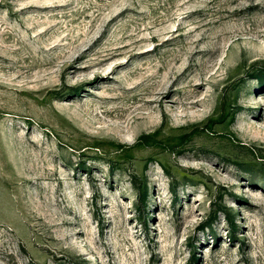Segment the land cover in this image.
Instances as JSON below:
<instances>
[{
  "label": "rangeland",
  "instance_id": "374dc122",
  "mask_svg": "<svg viewBox=\"0 0 264 264\" xmlns=\"http://www.w3.org/2000/svg\"><path fill=\"white\" fill-rule=\"evenodd\" d=\"M0 264H264V0H0Z\"/></svg>",
  "mask_w": 264,
  "mask_h": 264
}]
</instances>
